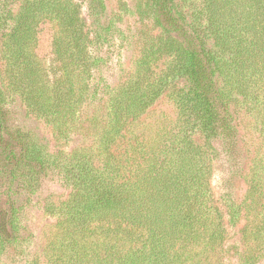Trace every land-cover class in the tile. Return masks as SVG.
I'll return each instance as SVG.
<instances>
[{
    "label": "trees",
    "instance_id": "trees-1",
    "mask_svg": "<svg viewBox=\"0 0 264 264\" xmlns=\"http://www.w3.org/2000/svg\"><path fill=\"white\" fill-rule=\"evenodd\" d=\"M88 7L99 17L105 9L103 0ZM134 10L152 31L138 40L127 78L100 96L90 84L100 59L90 48L104 35L91 34L78 4L0 0V252L20 240L19 195H34L57 171L70 192L47 207L58 229L49 259L32 264H222L214 144L237 153L238 119L249 118L262 152L227 213L242 221L243 262L264 261V0H135ZM45 21L56 28L48 68L34 52ZM167 92L175 120L144 123ZM11 101L51 125L57 143L85 142L49 153L11 127Z\"/></svg>",
    "mask_w": 264,
    "mask_h": 264
},
{
    "label": "rangeland",
    "instance_id": "rangeland-1",
    "mask_svg": "<svg viewBox=\"0 0 264 264\" xmlns=\"http://www.w3.org/2000/svg\"><path fill=\"white\" fill-rule=\"evenodd\" d=\"M71 1L78 4L79 13L85 19L91 34L104 35V40L90 48L91 55L100 59L90 84L102 96L105 89L107 91L124 81L132 71L133 62L139 54L138 40L142 42L145 35H150L151 22L140 19L135 13V0H103L105 9L100 17L89 11V0ZM36 31L37 43L34 52L40 63L48 68L51 66L52 36L56 28L52 23L45 21L37 26ZM7 109L11 127L29 133L44 145L49 153H55L57 150L69 152L85 142L71 135L66 143H57L52 126L43 119L28 114L18 101L9 102ZM175 118L176 109L170 93L167 92L149 108L141 120L144 123L159 120L173 122ZM250 120L248 118L241 122L238 119L241 138L237 153L226 155L214 144L219 156L214 161L211 189L223 213L227 231L222 264H246L242 259L247 247L241 242L242 221L237 224L230 222L227 205L230 201L238 204L243 199L246 192L244 175L249 161L255 151L259 149L262 152L258 134L246 126ZM69 192L70 188L62 176L57 171H51L40 179L39 189L34 195L29 198L23 194L18 196V204L23 205L19 215L20 240L14 247L0 252V264H32L37 257L44 261L49 259V244L52 234L58 228L56 218L51 216L47 209L51 204L58 205L65 201ZM256 264H264V261L259 260Z\"/></svg>",
    "mask_w": 264,
    "mask_h": 264
}]
</instances>
